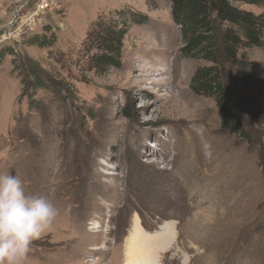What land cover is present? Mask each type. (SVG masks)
Masks as SVG:
<instances>
[{"label": "rangeland", "instance_id": "374dc122", "mask_svg": "<svg viewBox=\"0 0 264 264\" xmlns=\"http://www.w3.org/2000/svg\"><path fill=\"white\" fill-rule=\"evenodd\" d=\"M42 4L0 0V172L61 209L24 264H126L136 227L176 237L159 264H264V42L248 51L254 82L230 94L258 132L249 142L192 91L204 62L181 56L169 0ZM125 5L149 23L128 33L121 67L98 75L86 31Z\"/></svg>", "mask_w": 264, "mask_h": 264}, {"label": "trees", "instance_id": "16d2710c", "mask_svg": "<svg viewBox=\"0 0 264 264\" xmlns=\"http://www.w3.org/2000/svg\"><path fill=\"white\" fill-rule=\"evenodd\" d=\"M169 1L181 37V56L204 62L191 78L192 91L215 101L222 131L254 141L258 132L249 131L251 121L241 117L246 103L234 105L230 94L254 82L258 63L249 58L248 51L264 42V11L256 14L243 6L264 7V0ZM149 20L146 12L132 5L100 12L82 42L88 69L105 75L111 68L121 67L128 33Z\"/></svg>", "mask_w": 264, "mask_h": 264}, {"label": "clouds", "instance_id": "9594fccd", "mask_svg": "<svg viewBox=\"0 0 264 264\" xmlns=\"http://www.w3.org/2000/svg\"><path fill=\"white\" fill-rule=\"evenodd\" d=\"M60 214L49 197L27 194L18 175L0 172V264H24L33 241L50 230ZM239 264L250 261L245 257Z\"/></svg>", "mask_w": 264, "mask_h": 264}, {"label": "bare ground", "instance_id": "6f19581e", "mask_svg": "<svg viewBox=\"0 0 264 264\" xmlns=\"http://www.w3.org/2000/svg\"><path fill=\"white\" fill-rule=\"evenodd\" d=\"M138 229L136 227L135 231L137 235L131 236L130 237L131 243H129V245L127 244V247H128L127 255H129L128 264H131V262H133V264H140L143 259V255L145 251L147 253L148 249H152V250H154L155 248L156 249H166L168 245L170 246L169 238L167 236H163L162 234H159L156 236L149 237L148 235H145L142 232H140ZM173 238L174 236H172L171 238V243L173 242ZM154 241H158V243H160L161 245L155 243ZM151 263H154V262H151Z\"/></svg>", "mask_w": 264, "mask_h": 264}, {"label": "crops", "instance_id": "0c3cea01", "mask_svg": "<svg viewBox=\"0 0 264 264\" xmlns=\"http://www.w3.org/2000/svg\"><path fill=\"white\" fill-rule=\"evenodd\" d=\"M140 232H142L141 230H139ZM143 233V232H142ZM173 233H174V231H173ZM143 234H145V233H143ZM133 235H137L136 234V231L135 230H133L132 231V234H131V236H133ZM145 235H148L147 233L145 234ZM163 236H167L168 238H169V242H170V237H169V233L166 231V232H164L163 234H162ZM130 236V237H131ZM149 237H151V236H156V235H148ZM130 237H129V240L127 241V244L129 245V243H131L130 242ZM155 243H157V244H159V245H161L160 243H158V241H154ZM171 243V242H170ZM127 244L125 245V259H124V263H126V264H128L129 263V255H127V253H128V247H127ZM172 244V246H173V242L171 243ZM169 249V245L167 246V248L166 249H154V250H152V249H148L147 250V253H146V251H145V253H144V255H143V259H142V261H141V263L140 264H150L151 262H154L155 264H159L158 263V258H156L153 254H155V255H159V254H161V253H163V252H165V251H167ZM147 255V256H146ZM152 255V256H151ZM146 258V259H145ZM150 259H152V260H150ZM155 259V260H154ZM147 260V261H146ZM146 261V262H145ZM157 261V262H156ZM120 262H122V260H120ZM154 263H151V264H154Z\"/></svg>", "mask_w": 264, "mask_h": 264}, {"label": "built area", "instance_id": "2783aa9c", "mask_svg": "<svg viewBox=\"0 0 264 264\" xmlns=\"http://www.w3.org/2000/svg\"><path fill=\"white\" fill-rule=\"evenodd\" d=\"M40 1H42L44 3V4L41 5V9H43L46 6L45 0H40Z\"/></svg>", "mask_w": 264, "mask_h": 264}]
</instances>
